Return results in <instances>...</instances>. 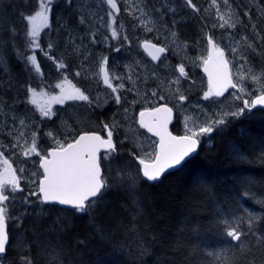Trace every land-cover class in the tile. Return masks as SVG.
<instances>
[{
    "label": "snow or ice",
    "instance_id": "snow-or-ice-1",
    "mask_svg": "<svg viewBox=\"0 0 264 264\" xmlns=\"http://www.w3.org/2000/svg\"><path fill=\"white\" fill-rule=\"evenodd\" d=\"M54 2L55 0H35L33 3L31 0H22L21 5H6L3 11H0V125L3 126V135L7 137L6 142H0V161L5 166L0 172V264H4L13 245H18V261L14 260L13 264H33L28 249L29 242L19 238L23 232L10 239L9 221L21 223L20 213L33 214L34 204L59 205L62 206L61 211L67 210L69 215L80 213L95 219L97 215L108 210V198L116 194L125 199L123 210L128 212L131 221L135 222L143 217L144 203L140 189L144 184L158 181L168 170L180 166L187 157L197 152L205 136L211 137L212 133L222 131L223 126L229 124L232 119H239L246 112H251L257 107L264 108V0H251V8L241 4L233 7L231 0H209L207 6L198 5L195 0H181L179 5L173 4L171 0H153L151 4L149 0H124V11L137 21L136 26L146 32L155 33L156 38H159L163 31L166 34L165 39H180L177 25L182 22L183 17L179 15V10H190L197 17L204 19L201 38L206 41L210 51L202 61L204 71L208 75V87L203 92L202 99L208 102L210 109L198 113L191 126L186 123L185 134L179 136L173 135L167 127L172 108L165 105L140 111V128L146 129L158 139L152 141L150 150L142 149L143 155L134 146L124 159H118L119 151L114 143V131L119 127L115 117L112 122L103 124L106 137L97 132L81 133L79 130H68L65 133L60 128L41 134L39 125L35 123V113L30 114L27 105L38 108L40 121H51L57 114L48 105H40L37 101V86L32 81L36 77L41 80L44 77L37 50L51 61L56 71L62 75L64 70L71 67L65 61L64 55L56 54V45L47 43L46 47L42 46L39 39L42 29H52L50 19ZM65 3L71 11L74 0H65ZM101 5L106 7L97 22L99 28H104L110 33L104 35L103 40L109 48L120 53L124 43L130 41L126 34L122 35L120 29L115 27L116 17L121 12L118 0H101ZM21 7L23 10H19ZM77 14L79 24L89 26L83 36L75 28L65 26L63 18L58 22V26L66 32L65 54L74 56L79 61L75 65V76L84 80L94 78L97 83L102 82V85L111 91L114 103L120 106L117 112H123L126 116L129 108L123 102L127 98L120 93L125 89L124 80L129 83L133 81L134 68L139 66V63L134 61L133 65H124V69L128 70L124 75L110 68L109 57L102 55L96 63L98 72H90L89 58L94 57V52L90 50L89 45L99 43V28L92 22L95 13ZM105 16L108 18L107 23H104ZM12 17H16L20 28L11 23ZM212 29L226 30L224 34L232 41L229 50L231 60L225 57V51L211 34ZM86 38L87 44L84 42ZM110 40H121V43L112 45L108 43ZM181 43L183 48L187 49L188 44ZM143 47L155 48L156 52L161 54L168 51L166 47H157L150 40H144ZM9 49L25 72L34 73L33 76L21 80L12 72L8 60ZM254 56L260 57V61L254 62ZM152 59L160 60V56L152 55ZM230 64L242 71H237L234 76ZM176 70L180 77L189 79L184 63H180ZM149 78L158 79V69H153L143 77L139 72L135 73V79L141 80L142 83H147ZM114 81L119 83L114 85ZM179 83V77L175 76L169 81L170 85ZM54 87L60 89V95L51 97L53 103L83 101L89 106L101 105L99 95L90 97L67 76ZM229 89L235 91L229 92ZM128 91L135 94L139 90L133 86ZM176 92H179L178 88ZM226 92L228 96H225ZM40 95L44 93L41 92ZM151 95L159 100L165 99L163 95H158L156 90H153ZM229 98L232 104L225 106ZM177 99L184 102L187 97L179 94ZM131 103L134 105L136 101ZM193 107L200 109L201 105L196 104ZM41 135L46 137L50 144L42 146ZM69 136L72 137L71 140L68 139ZM126 139L127 135L124 136V140ZM124 140L120 143L123 144ZM6 152L25 159H31L32 156L38 158L33 161L38 165V170L32 172L36 179L25 180V183L35 184V190L22 186L25 168L14 169L9 159L5 158ZM258 158L264 161V149ZM247 191L245 184V192ZM17 193L22 195L17 196ZM258 203L264 206V200ZM47 210L41 207L36 215L42 218ZM68 227L67 218L58 217L48 226V232L51 234L49 237L40 239L39 235H36L34 243L45 257V264H75L74 259H69L72 248L63 243V236ZM220 227L234 250V259L229 262L226 253L224 264H264V220L250 214L235 221L222 220ZM145 243L149 241L145 240ZM178 247V244L174 245V248ZM207 264H213V261L209 259Z\"/></svg>",
    "mask_w": 264,
    "mask_h": 264
},
{
    "label": "trees",
    "instance_id": "trees-1",
    "mask_svg": "<svg viewBox=\"0 0 264 264\" xmlns=\"http://www.w3.org/2000/svg\"><path fill=\"white\" fill-rule=\"evenodd\" d=\"M92 1L99 10L103 11L106 7L101 5V0ZM31 2L34 3L35 0ZM78 2L79 0H74V7L69 11L65 0H55L50 22L56 34L61 18L65 26L75 28L81 36L89 30L87 24H79L77 13L83 12L78 8ZM152 2L153 0H149L150 4ZM171 2L179 5V0ZM195 2L203 5L205 1ZM231 2L234 7L236 4L252 7L251 0ZM21 4L22 0H0V11H3L6 5ZM118 6L121 12L116 17V26L120 30L129 27L140 29L136 26L137 21L124 11V0H118ZM19 10H23V7ZM179 15L183 20L178 29L200 36L197 40L199 43L196 41L191 44L193 52L200 47L203 54H206V41L201 38L204 19L187 9L180 11ZM92 22L98 24L96 20ZM11 23L20 28L16 17L11 18ZM214 31L215 29H212L211 34L214 35ZM102 43L105 44L104 41ZM252 59L259 62L261 58L254 56ZM8 60L12 72L18 78L24 80L28 77V73L11 55V49L8 50ZM194 96L197 95L192 94V97ZM96 110L99 112L96 114V123L86 126L80 132H100L101 125L107 123L103 117V105ZM51 122L53 125H50L49 129L58 128L59 119L46 123ZM47 127L48 124H45L40 129L41 133L45 132ZM42 140L41 142H45ZM48 144L49 142L46 146ZM134 146L129 141L123 144L117 142L118 159H124ZM262 149L264 108L257 107L239 119H232L229 124L223 126L222 131L218 130L212 133L211 137H207L198 153L181 168L166 173L158 182L144 184L140 189L144 203L141 219L132 222L129 213L122 207L126 203L125 199L116 194L109 196L108 210L97 215L95 219L80 213L69 215L67 210L61 211V207L56 205L34 204L33 214L20 213L21 223L9 221L10 239L16 238L22 231L23 235L19 238L29 242L28 249L33 264H45V257L41 255L34 239L37 234L40 239L49 237L51 234L48 232V226L59 217L68 220L69 227L63 236V243L72 248L69 259H74L75 264H207L209 259L213 264H224L226 253L230 262L234 259V250L220 227L222 220L235 221L250 214L264 220V206L258 203L264 200V161L258 158ZM30 190H35V185ZM20 195L22 194L17 193V196ZM41 207L48 209L42 218L36 215ZM145 240L149 243H145ZM176 244L179 245L178 248H174ZM17 253L18 245H13L4 264L18 261ZM218 256L220 259H217Z\"/></svg>",
    "mask_w": 264,
    "mask_h": 264
},
{
    "label": "rangeland",
    "instance_id": "rangeland-1",
    "mask_svg": "<svg viewBox=\"0 0 264 264\" xmlns=\"http://www.w3.org/2000/svg\"><path fill=\"white\" fill-rule=\"evenodd\" d=\"M82 1L83 0H79V2H78V8L80 9V11H82L85 15H91L92 13H95V16H93L92 21H95V20L98 21V17L100 15H103V11L101 9L100 10L97 9L92 0H84V2H82ZM201 1H205L204 4L201 6H207L209 3V0H199V3ZM180 3H181V0H179V4ZM233 7H234V5H233ZM199 19L202 20L201 18H199ZM50 21H51V19H50ZM104 22L107 23L108 18H106L104 20ZM70 28H72V27H70ZM134 31H138L140 33L139 36H137L138 34H136V33L133 34V39L136 42V44L134 43V46L136 47L135 49L138 51H132V50L126 48L127 52H129L130 54L127 55L126 57L119 58V60H117L114 63V65L116 67H120V66H124V65H133L134 61L138 62L139 64L144 63L146 66L145 69H147V70L158 69L159 75L163 79L168 76L169 72L174 73V71H176V68L171 63L168 62L169 59H167L163 64H161V66H158V65L154 66L151 62L148 61L147 58H144V59L141 58L142 57V49H141L142 48L141 47L142 42L144 40H152V38L156 37V34L146 32L142 28L136 29L134 27H129L127 29L124 28L122 31V34H126L129 37V39H131V34ZM225 31L226 30H223V29H215L214 39H216L218 41L219 46L222 49L226 50L227 58L231 60V55H230L229 50L232 46V41L229 39V37L227 35L224 34ZM227 31H230V30H227ZM105 33L109 34L106 29H105ZM100 34H101V32L98 33L99 37H100ZM145 34H148V35L145 36ZM150 35H153L154 37L150 36ZM160 35H162L165 38L166 34L163 31H161ZM65 37H66V32H64L61 28H59L57 34L53 29L50 30V29L45 28L44 30L43 29L41 30L39 39H40L42 46L46 47L47 43H53L54 45H56V49H55L56 54L57 55H64ZM147 38H150V39H147ZM85 40L88 42L87 38ZM108 42L112 45H115V43H113L112 40H110ZM166 45L172 50L173 54H181L182 53L180 50V46H182V45L178 41H174L172 38H168ZM69 51H70V48H69ZM107 53H109L108 50H107ZM107 53L106 52H97L95 54V56L91 60H89V63L91 65V67L89 68L90 72H98V68L96 67V63H98V59L102 55L108 56ZM36 54H37L38 62H40L41 57H44V56L38 50H37ZM140 55H141V57H140ZM207 56H208L207 53L203 54V50L200 49V47H197V49L194 51V53H192L191 55H189L187 57L188 61H187L186 65H190L192 67L191 72H189L188 70H187V72L189 73L191 79L193 80V87L189 88L190 89L189 94L191 93V91H193L192 94H195L197 96L190 98V101L187 102L186 104L182 103L178 100L177 101H178V105H179L178 110H180V112L183 114L185 123H187L189 126H191L192 120L197 118L198 113L208 111L211 107L210 105H208V102H206V101H204V104H206V105H202L203 92L206 91L207 87H208V80L206 79V81H205V79L203 78V75H202L203 72L205 73L202 61H203V59H206ZM76 60H77V58H76ZM65 61L68 63V60L66 58H65ZM78 63H79V61H78ZM180 63H183V61H181ZM176 64H179V62H177ZM111 66H112V64H111ZM46 67H47L48 71L53 70L54 72H56V75H53L52 78L49 80H47L44 77L42 80L39 77H36L33 80V83L37 86L36 87V90L38 93L37 101H38V104H40V105H48L57 114L56 116L53 117V120H51L53 122L59 118L57 111L60 112V120L62 122L61 123L62 131L67 133L68 130L72 131L75 129L74 122H75V117H76V112H75L76 106L78 104L82 103L83 101H72L70 104H67L66 101L63 104L51 102L52 96L60 95V89L54 87V85L56 83L62 82L64 76H67V78L73 84L75 81L72 77L74 75L70 71H68V72L63 71V75H62L61 72L56 71L55 67H53V64L50 62H48V65H46ZM230 67L232 68L234 76H235L237 71H242L241 69H238V67L235 66L234 64H230ZM245 68H247V65L245 66ZM170 70H173V71H170ZM33 75H34V73H31V76H33ZM91 80L93 81V84L96 83V80L94 78ZM164 83H165L164 84L165 88L168 89L170 87V85L167 84L166 81H164ZM179 85H176L171 92V98L173 100H175L177 98L178 93H180V94L183 93L182 88L179 87ZM178 87H179V92L177 93L176 89ZM136 88L139 90L138 93H135V94L130 93L128 95H122L123 97L127 98L125 101H128V104H129V102H132L133 100H135L137 103L139 96L146 98V93L140 88V86L139 87L136 86ZM94 89H96L95 86H94V88H91V90H94ZM41 92H43L44 95H40ZM97 95H99L101 97V104H104L108 98L112 99V96L110 94L105 93V92L99 93ZM158 95H163V93H158ZM128 104H127V107H128ZM135 104L134 105L132 104V106H135ZM196 104L201 105L200 111H195V108L193 106ZM231 104H232V100H231V98H229V100L226 101L225 106H231ZM62 107H63V109H61ZM191 107H193L194 109H192ZM27 108L30 110V114L35 113V116L37 118L35 123H37L39 125L40 129L43 128V126L45 124H48V127L46 130L47 131L52 130V129H49V127H51L50 125H53L52 122H51L52 123L51 124V123H46V122H48V120H43V121L39 120L40 114H39V110L36 106L29 104V105H27ZM79 109H80V113H81L80 116L85 117L86 111H85L84 106H80ZM94 111H96V114L98 115L99 112L97 110H94ZM119 114L122 117V120L124 121L122 123L121 121L116 120V122L119 124V127L117 128L116 131L120 134V141H121V140H124L123 136H121L122 133L130 134V135H133L135 133L136 130L133 129L132 123H135L136 120L133 116V113L130 110L126 114V116L123 112H120ZM69 117L72 119H70ZM103 117L106 118V115H103ZM101 118L102 117H99V119H101ZM96 120H97L96 115L90 114V117L87 116L86 118H82L79 121V127L85 128L86 126L93 125L96 123ZM121 124H123V125H121ZM55 126H56V122H55ZM1 127L3 128L2 125H0V129H1ZM121 128H122V130H121ZM0 133H1L0 134V142H4V140L6 142L7 137H5L3 135L2 129L0 130ZM42 139L45 140V142H42V146H46V144L48 142L50 144V141H48L46 137H43V135H41V140ZM128 140L129 139H126V140H124V142H126ZM120 141H118V142H120ZM129 142L133 143L135 145V147L137 148V150H140L141 155L144 154L142 149H149L150 150L151 145H152V143L148 139L143 138V137L139 138L137 136L133 137L132 140ZM5 158L9 159V163L12 164V166L15 169H19L21 167L25 168V171L23 173V178L21 180V184L25 188H27V186H28L29 188H27V189L30 190L31 187H33L35 184L25 183V180H35L36 179V177L32 176V172L38 170V168H37L38 165L34 164L33 161L37 160L38 158L35 156H32L31 159H25L19 155H14V156L10 155V153H8V152L5 153ZM4 167L5 166L3 165L2 161H0V172L3 171ZM17 174L20 175L19 172H17ZM25 185H27V186H25Z\"/></svg>",
    "mask_w": 264,
    "mask_h": 264
},
{
    "label": "flooded vegetation",
    "instance_id": "flooded-vegetation-1",
    "mask_svg": "<svg viewBox=\"0 0 264 264\" xmlns=\"http://www.w3.org/2000/svg\"><path fill=\"white\" fill-rule=\"evenodd\" d=\"M185 9H182V10H179L180 11H183ZM96 28H99V24H95ZM178 26H181V25H177V33H178V36H180L178 42L183 46V44L181 42H185L188 44V47L187 49H184L182 46H180V50H181V54H173L172 53V50L166 45L167 44V41L168 39H165L162 35L159 36V38H155V40H150L151 43L157 45V46H164L168 49V51H166L164 53V55L160 58V60H156L154 61L149 55L146 54V52L144 51L143 49V42L141 44V49H142V57L140 55V57L142 59L144 58H147L149 62H151L154 66L158 65V66H161V64H163L167 59H169V63H171L175 68L180 64L181 61H183L184 65H185V71L187 72V70L189 72H191L192 70V67L190 65H186L187 63V57L189 55H191L193 52L192 48H191V44L193 42H196L198 40V38L200 37L199 35H196V34H191V33H186V30H179L178 29ZM117 27V26H115ZM118 28V27H117ZM126 29V28H125ZM44 30V29H43ZM122 31L123 30H120L121 34H122ZM99 32H101L100 34V37L98 35V39H99V43H97L96 45H89V48L90 50H92L94 52V56L97 52H106L107 53V50L109 51V53H107V55L109 56V67L114 69L115 71H118V72H121L122 74L126 75L127 74V69H124L123 66H120V67H116L114 65V63L119 60V58H123V57H126L127 55H129L130 53L127 52V49H130L132 51H138L136 50L135 46H134V43L136 44V42L134 41L133 39V34H138L137 36L140 35V33L138 31H134L132 34H131V39H129L130 43L128 42H125L124 43V46L121 50L120 53H117L115 51H113L111 48H109L105 41L103 40V37L104 35H106L107 33H105V29L104 28H99ZM110 34V33H109ZM123 35V34H122ZM148 35V34H147ZM171 38V37H169ZM147 39H150V38H147ZM182 39V40H181ZM102 41H104L105 44L102 43ZM113 43H115V45H119L121 43V40H112ZM86 44L88 43L86 40L84 41ZM109 43V42H108ZM207 49V50H206ZM105 50V51H103ZM205 50L207 52V55H208V52H209V48L206 46L205 47ZM224 50V49H223ZM225 51V57L227 58V53H226V50ZM197 52V51H196ZM141 54V53H140ZM67 59L68 60V64L71 66L70 69L68 70H64L65 72H72L74 76L73 79H74V84L77 85L78 87L81 88L82 91H86V94H89L90 97H96L97 94L99 93H102V92H105L107 94H111V91L109 89H106L103 85H102V82L100 83H95L93 84V81L91 79H88V80H84L80 77H76L75 76V71L77 70V68L75 67L76 64H78V60H76V58L74 56H69V55H65V52H64V59ZM93 57H90L89 60H91ZM177 59V60H176ZM46 61V62H45ZM48 62L52 63L51 61H49L45 56L44 57H41L40 59V65H41V70L42 72L44 73V78H46L47 80L51 79L53 75H56V72H54L53 70L52 71H48L47 70V67L46 65H48ZM177 62H179V64H176ZM112 64V66H111ZM170 64V65H171ZM53 67H55L53 65ZM53 69V68H52ZM152 70H147L145 69V64L142 63V64H139V66L135 67L134 68V79L131 83H129L127 80H124V84H125V89L120 93L121 95H128L130 93H133V92H130L128 91L129 88H133V86H137L140 88L146 93V98H143L141 96H139L138 98V102L135 104V106H132V103L129 102L128 104V101H124L123 103L125 104V106H127L128 104V108L129 110L133 113V116L135 118V123H132V127L133 129H135V133L133 135H130V134H126V133H122L121 136H124L127 135L128 137V141H131L133 137H143V138H146L148 139L151 143L152 141L154 140H157L158 138L157 137H153L151 134H149L147 131H145L143 128H140L139 126V119H138V115H139V112L140 111H143L144 109H149V110H152L156 107H160V106H167V107H170L172 108V120L169 124V130L170 132L173 134V135H184L185 134V120H184V116L183 114L180 112V110H178V99L176 98L175 100H173L171 98V92L172 90L174 89V87L176 86L175 84H169V81L170 79L175 76V77H179V80H180V85L179 87L182 88V91H183V95H185L187 97V99L182 102V103H187L190 101V98H193L192 97V93L193 91H191V93L189 94V88L193 87V80L191 79L189 73H188V76H189V79H184L183 77H180L179 76V72L176 70L174 71V73H170L168 74L167 77H165L164 79L160 77L159 75V78L158 79H152V78H149L148 79V82L147 83H142L141 80H137L135 79V73L136 72H139L141 74V77H143L145 74H147L148 72H151ZM170 71H173V70H170ZM28 77L31 76V73H28L27 74ZM203 78L208 80V75L207 73L203 72ZM161 80L163 81H166L167 84L170 85V87L168 89L165 88L164 86V81L163 83H161ZM33 83V81H32ZM119 83V81H114V85ZM95 88L94 90H91V88ZM178 87V89H179ZM153 90H156L158 93H163V96L165 97V99L163 100H159L157 99V97H153L151 95V92ZM235 90L231 89L229 90V92H233ZM180 93H178L179 95ZM225 96H228V93L226 92L225 93ZM201 99V98H200ZM202 100V99H201ZM202 105H205L204 104V100H202ZM72 101H66L67 104H70ZM103 105V108L105 109V113L104 115H106V118H105V122L107 123H110L113 121V118L115 117L116 120L118 121H121L122 123L124 122L122 120V117L120 116V112L118 113L117 112V109L120 107L118 105H116L114 103V101L110 98H108L104 104H101ZM80 106H84L85 108V111H86V116L85 117H81V113H80V109L79 107ZM192 109H194L193 107H191ZM63 109V107L61 108ZM97 107L95 105H92V106H89L87 103L85 102H82L80 104H78L76 106V117H75V122H74V127L75 129L72 130L73 132H75L76 130H81V129H85V128H80L79 127V121L82 119V118H86L87 116L90 117V114H94L96 115V110ZM201 109H196L195 108V111H200ZM63 111V110H62ZM58 112V115H59V124H58V128H60L62 130V126H61V120H60V112ZM70 118V117H69ZM72 119V118H70ZM103 123V122H102ZM123 125V124H121ZM102 128H101V131L98 132L100 133L102 136H105L106 137V132L103 131V124L101 125ZM122 130V128H121ZM87 131V130H86ZM85 132V131H83ZM89 132V131H87ZM93 132H96V131H93ZM82 133V132H81ZM208 136H205L204 138H202V142L201 144L206 141V138ZM72 138L71 136L68 137V139ZM78 138V137H77ZM120 141V134L117 132V131H114V142L117 144V142Z\"/></svg>",
    "mask_w": 264,
    "mask_h": 264
},
{
    "label": "water",
    "instance_id": "water-1",
    "mask_svg": "<svg viewBox=\"0 0 264 264\" xmlns=\"http://www.w3.org/2000/svg\"><path fill=\"white\" fill-rule=\"evenodd\" d=\"M152 44H153V43H152ZM156 46H157V45H156ZM157 47H160V46H157ZM143 49H144V51L146 52V54L149 55L151 58H152V55H158V56H160V58L164 55V53L161 54V53L156 52L155 48H152V47H148L147 49H145V47H143ZM209 51H210V48H209ZM229 90H230V89H229ZM160 107H162V106H160ZM253 110H254V109H253ZM138 119H139V115H138ZM171 120H172V113H171L170 121H169V123H168V125H167V127H168V131H170V130H169V124H170ZM144 130L147 131L146 129H144ZM89 132H93V131H89ZM97 133H98V132H97ZM148 133H149V132H148ZM99 134H100V133H99ZM149 134H151V133H149ZM151 135H152V134H151ZM114 143H115V142H114ZM199 148H200V147H199ZM199 148H198L197 152H195V153L191 154L189 157H187L186 160H185L180 166H177L176 168L170 169V170H168L166 173L173 172V171H176V170H178L179 168H181V167L184 165V163H186L190 158L194 157V156L198 153ZM12 167H13V166H12ZM13 168H14V167H13ZM166 173H164V174L162 175V177H163ZM162 177H161V178H162ZM161 178H160V179H161ZM160 179H159V180H160ZM159 180H158V181H159ZM158 181H155V182H158ZM155 182H151V183H155ZM56 206H59V205H56ZM59 207L62 208V206H59Z\"/></svg>",
    "mask_w": 264,
    "mask_h": 264
},
{
    "label": "bare ground",
    "instance_id": "bare-ground-1",
    "mask_svg": "<svg viewBox=\"0 0 264 264\" xmlns=\"http://www.w3.org/2000/svg\"><path fill=\"white\" fill-rule=\"evenodd\" d=\"M179 37H180V36H179ZM181 40H182V39H181ZM200 49H201V48H200ZM103 51H105V50H103ZM196 56H197V55H196ZM176 60H177V59H176ZM1 129H2V127H1ZM1 129H0V130H1ZM0 134H1V133H0ZM4 142H5V140H4Z\"/></svg>",
    "mask_w": 264,
    "mask_h": 264
}]
</instances>
